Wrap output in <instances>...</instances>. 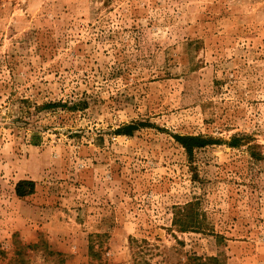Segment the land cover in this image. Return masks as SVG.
Returning <instances> with one entry per match:
<instances>
[{"label":"rangeland","instance_id":"1","mask_svg":"<svg viewBox=\"0 0 264 264\" xmlns=\"http://www.w3.org/2000/svg\"><path fill=\"white\" fill-rule=\"evenodd\" d=\"M139 248L264 264V0H0V264Z\"/></svg>","mask_w":264,"mask_h":264},{"label":"trees","instance_id":"2","mask_svg":"<svg viewBox=\"0 0 264 264\" xmlns=\"http://www.w3.org/2000/svg\"><path fill=\"white\" fill-rule=\"evenodd\" d=\"M128 129H130V126L122 128L121 130H119V132L128 133L127 132ZM177 140L182 144V146L185 148V150L189 155L192 153V151L195 148H200L204 146L206 143V140H204L203 138L193 137V136L178 137ZM33 189H34V185L31 181H20L15 186V193L19 197L28 196L33 192ZM190 206L192 205H188L181 208V213L183 212V215L173 220V225L175 227H178L179 231L187 230L189 227L196 225L195 220H193L194 218L190 216V213H187ZM140 250L141 248H139V251L137 250L138 254L136 257L140 258L141 260L140 259L137 260L136 264H144L143 255L139 254L141 253ZM210 260L216 262L215 259H210ZM197 261H199V263ZM190 262L191 263L193 262L194 264H204L203 262H200V259L198 258H192L189 260V263Z\"/></svg>","mask_w":264,"mask_h":264}]
</instances>
